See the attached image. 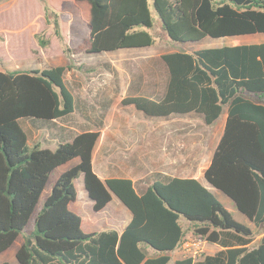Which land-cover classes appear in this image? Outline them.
<instances>
[{
	"label": "trees",
	"instance_id": "trees-1",
	"mask_svg": "<svg viewBox=\"0 0 264 264\" xmlns=\"http://www.w3.org/2000/svg\"><path fill=\"white\" fill-rule=\"evenodd\" d=\"M75 8L89 37L74 54L152 47L153 10L174 42L264 34V0H75ZM37 38L41 47L49 45L40 34ZM162 61L167 70L163 93L128 96L122 104L149 118L193 114L206 126L227 111L224 134L204 173L213 190L198 179L161 172L137 182L102 180L93 166L100 129L78 133L55 150L31 146L22 121L53 124L76 112L67 68L0 71V255L22 234L18 264H170L167 254L188 233L208 244H226L224 235L232 233L245 246L253 231L216 192L264 232V42L171 52ZM75 159L79 163L58 178L38 212L34 230L26 231L51 174ZM81 176L95 212L114 197L131 212L122 233L83 230L82 217L70 209L78 200ZM147 246L159 256L148 258ZM222 253L229 257L227 264H264V236L253 250ZM217 257L205 256L201 262L188 257L175 264H220Z\"/></svg>",
	"mask_w": 264,
	"mask_h": 264
},
{
	"label": "rangeland",
	"instance_id": "rangeland-1",
	"mask_svg": "<svg viewBox=\"0 0 264 264\" xmlns=\"http://www.w3.org/2000/svg\"><path fill=\"white\" fill-rule=\"evenodd\" d=\"M153 17L154 26L150 32L155 44L152 47L101 54H74L72 50L89 37L88 29L81 24L75 0H0V35L3 37L0 41V71L64 66L67 68V86L76 98V112L53 124L22 121L30 145L39 143L43 148L54 150L59 142L71 140L78 133L101 130L108 119L123 128L134 126L147 129L152 119L149 120L133 106H124L122 101L133 95L157 98L163 93L167 70L162 55L264 42V34L219 39L206 37L192 43L174 42L164 31L154 10ZM55 20L59 22L58 28ZM38 34L49 41L47 47L39 45ZM162 148L161 151H165ZM78 163L79 159H75L51 174L26 231L34 230L35 218L61 174ZM156 172L159 170L153 169V173ZM76 186L78 201L73 206L81 214L74 212L84 217L88 224L94 225V231L120 227L126 215L131 217V213L116 197L109 204L110 209L95 213L82 177L76 181ZM218 195L227 209L234 210L239 219H245L227 196L221 192ZM83 230L86 231L84 226ZM22 244L23 234L9 250L0 255V264H18L16 253Z\"/></svg>",
	"mask_w": 264,
	"mask_h": 264
},
{
	"label": "crops",
	"instance_id": "crops-1",
	"mask_svg": "<svg viewBox=\"0 0 264 264\" xmlns=\"http://www.w3.org/2000/svg\"><path fill=\"white\" fill-rule=\"evenodd\" d=\"M227 117L228 113L225 111L219 120L210 126H206L200 116L193 114L175 116L168 119L147 117L149 120L152 119L147 129H138L134 126L123 128L120 124H114L108 119L100 130L101 137L94 151V170L102 180L126 178L137 182L151 177L153 169H157L159 172L171 177L198 179L204 186L212 189L206 182L204 173L209 167L214 151L224 134ZM163 145H165L164 148H162ZM161 148L165 151H161ZM81 177L83 178V176ZM218 193L216 192L217 195ZM91 203L93 205V202ZM73 204L70 205V209L77 211L76 206H73ZM108 209H110L109 204L104 210L94 212L100 214ZM230 211L239 222L245 224L253 231V240L250 243L241 246L239 242L241 237H235L232 233H229L223 237L224 241L227 242L226 244H208L202 240L199 243L200 250L198 247L199 253L196 254L194 251L197 247L192 246L190 248L192 252H190L186 247V242L198 239L192 238V235L188 233V239L176 250L167 254L171 258L170 264H175L176 261L188 257H193L195 261L201 262L205 256L217 257L220 252L227 249L246 247L249 250H253L257 248L262 241L264 232L238 210V213L245 219H239L234 210ZM77 212L80 213L79 211ZM131 219L132 214L131 217L126 215L120 227H107L104 229H115L122 233ZM183 224L187 225L185 222ZM83 226L86 229L85 232H94V225L85 222L84 217L82 218V228ZM202 243H205V245L202 246ZM145 249L148 258L159 256L154 249L148 246ZM216 259L220 260V264H227L229 261V257L225 253L218 255Z\"/></svg>",
	"mask_w": 264,
	"mask_h": 264
},
{
	"label": "built area",
	"instance_id": "built-area-1",
	"mask_svg": "<svg viewBox=\"0 0 264 264\" xmlns=\"http://www.w3.org/2000/svg\"><path fill=\"white\" fill-rule=\"evenodd\" d=\"M200 242H202V239H198V240H196V241H191V240H189V241H187L186 242V244H187V248L189 249V251L190 252H192V250L190 249L192 246H196L197 247V249L194 251V253L196 252V254H198L199 252H198V247H199V250H200Z\"/></svg>",
	"mask_w": 264,
	"mask_h": 264
},
{
	"label": "water",
	"instance_id": "water-1",
	"mask_svg": "<svg viewBox=\"0 0 264 264\" xmlns=\"http://www.w3.org/2000/svg\"><path fill=\"white\" fill-rule=\"evenodd\" d=\"M86 190V189H85ZM87 192V191H86ZM89 200L91 201V202H93V200L91 199V198H89Z\"/></svg>",
	"mask_w": 264,
	"mask_h": 264
}]
</instances>
